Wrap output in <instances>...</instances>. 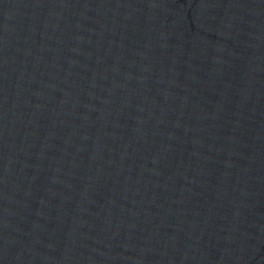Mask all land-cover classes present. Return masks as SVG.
I'll use <instances>...</instances> for the list:
<instances>
[{
	"label": "water",
	"instance_id": "1",
	"mask_svg": "<svg viewBox=\"0 0 264 264\" xmlns=\"http://www.w3.org/2000/svg\"><path fill=\"white\" fill-rule=\"evenodd\" d=\"M0 264H264V0H0Z\"/></svg>",
	"mask_w": 264,
	"mask_h": 264
}]
</instances>
